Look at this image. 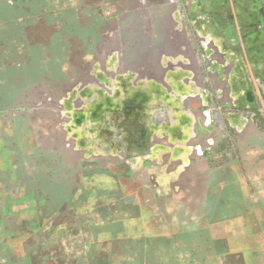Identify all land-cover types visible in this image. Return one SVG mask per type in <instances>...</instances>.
I'll use <instances>...</instances> for the list:
<instances>
[{
    "label": "rangeland",
    "instance_id": "obj_1",
    "mask_svg": "<svg viewBox=\"0 0 264 264\" xmlns=\"http://www.w3.org/2000/svg\"><path fill=\"white\" fill-rule=\"evenodd\" d=\"M96 1L0 0V264H240L221 213L194 225L170 213L166 183L168 213H145L130 181L235 166L261 215L264 20L225 27L243 41L235 64L173 73L176 52L149 50L154 27L109 19ZM197 46L186 62L208 69Z\"/></svg>",
    "mask_w": 264,
    "mask_h": 264
},
{
    "label": "crops",
    "instance_id": "obj_2",
    "mask_svg": "<svg viewBox=\"0 0 264 264\" xmlns=\"http://www.w3.org/2000/svg\"><path fill=\"white\" fill-rule=\"evenodd\" d=\"M96 4L100 9L108 11L109 19L112 18L111 16L118 21L125 19V25H145L150 31L154 27L155 37L147 34L149 50L157 51L163 46V51L176 52L179 60L174 66L178 69L176 68L173 73H207L210 72L209 67L213 64L218 63L219 66L226 67L227 60L235 64L234 60L240 56L242 49L240 42L243 41L241 38L228 41L225 27L232 24L235 26H243L245 23L261 24L264 20L255 12L261 9L262 3H251L250 0H97ZM251 11L255 12L253 17L245 16V12L251 13ZM190 41L197 43L198 52L204 58L203 62L208 69L193 70V67L200 66L199 64L202 63L186 62L189 61L188 56H191L189 55L191 52L188 53ZM260 43L257 48L258 52L264 51V38ZM194 53L197 51L194 50ZM165 56L164 54L163 57ZM252 149L254 152L256 148ZM156 167L152 165L147 168L149 171L146 172L152 170L155 172ZM177 167L179 168L178 165ZM178 168L171 171L173 172L171 183L165 182V177L158 176L151 179L150 177L142 179L139 176L137 181L131 180V185L136 188H133V193L130 194L131 201L143 203L145 213H168L163 209L164 197L159 196L157 192L159 187L164 186L165 183L170 184L173 186L171 203L174 207L173 210H169L170 213H180L188 216L189 219L211 218V213H221L223 219H226L220 224L222 228L220 234L223 240L221 241L229 242L232 239L231 236L233 237L235 243L230 248L237 250L236 259L239 263L264 264V238L263 235L259 236L261 235L260 230L264 227V203L260 200L263 209L259 216L255 209L256 201L252 195H247L244 181L237 168L225 165L219 169L220 173L216 174L220 178L209 173L207 178L204 174L203 179L190 172L184 173V177L181 178ZM114 181L115 187L121 184ZM95 184L100 186L101 183L95 182ZM108 185L111 186L112 183ZM121 185L125 186V184ZM194 185L204 188L203 199L192 195L191 188ZM137 186H141V189ZM180 186L183 189L185 187L184 195L181 194ZM215 186L219 187V197L215 194L212 198L211 188ZM95 189L96 191L102 190L99 187ZM139 191L140 194H138ZM180 203H183L181 208ZM192 223L194 225L196 219Z\"/></svg>",
    "mask_w": 264,
    "mask_h": 264
},
{
    "label": "flooded vegetation",
    "instance_id": "obj_3",
    "mask_svg": "<svg viewBox=\"0 0 264 264\" xmlns=\"http://www.w3.org/2000/svg\"><path fill=\"white\" fill-rule=\"evenodd\" d=\"M251 1V3H257V2H260V1H258V0H250ZM260 3H262V6H261V11H263V13H264V2H260Z\"/></svg>",
    "mask_w": 264,
    "mask_h": 264
}]
</instances>
